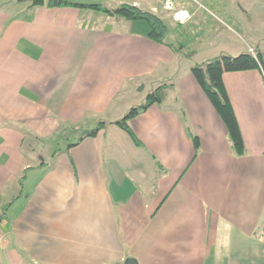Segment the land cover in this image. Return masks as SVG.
I'll use <instances>...</instances> for the list:
<instances>
[{
  "label": "crops",
  "instance_id": "0c3cea01",
  "mask_svg": "<svg viewBox=\"0 0 264 264\" xmlns=\"http://www.w3.org/2000/svg\"><path fill=\"white\" fill-rule=\"evenodd\" d=\"M108 1L166 25L172 13L177 27L196 14L179 0L173 10ZM250 1H210L241 52ZM201 26L194 42H210ZM149 31L91 9L0 0V264H264V69L223 75L239 155L191 67L179 68L183 51L169 44L183 32L158 43ZM163 83L164 101L130 120L139 146L113 123Z\"/></svg>",
  "mask_w": 264,
  "mask_h": 264
},
{
  "label": "trees",
  "instance_id": "16d2710c",
  "mask_svg": "<svg viewBox=\"0 0 264 264\" xmlns=\"http://www.w3.org/2000/svg\"><path fill=\"white\" fill-rule=\"evenodd\" d=\"M47 6L52 8L69 6L84 10L91 9L97 12H103L110 17L116 16L118 18H125L129 21H145L149 24L150 28L148 36L158 43H166V37L169 32L168 27L160 16H156L150 11H144L136 5L127 3H122V5L115 8H108L101 3H83L78 0H48ZM169 46L180 53L182 52V48H184V45L174 47L171 43ZM255 52L256 53H251L249 51L240 52L238 55L221 54L215 58L208 59L201 64H194L190 69L198 84L201 85L205 95L208 96L211 104L215 107L218 115L222 117L224 124L228 129L229 138L232 141L234 150L239 155L245 154V143L242 137L241 128H239L238 118L235 115L229 94H227L225 84L223 83V75L229 71L241 72L257 68L264 69V50L261 51L257 49ZM168 86L169 85L166 83L158 86L155 90L149 93L147 96L148 99L145 103L129 108L127 114L121 119L116 120L113 124L119 125L127 133H130L135 144H138L139 146L142 145L130 128V120L147 111L153 104H161V102L164 101L163 95ZM106 124L108 123L101 122L98 127L88 132L86 136L93 137L97 135L96 133ZM194 142L197 152L200 146L197 137L194 138Z\"/></svg>",
  "mask_w": 264,
  "mask_h": 264
},
{
  "label": "rangeland",
  "instance_id": "374dc122",
  "mask_svg": "<svg viewBox=\"0 0 264 264\" xmlns=\"http://www.w3.org/2000/svg\"><path fill=\"white\" fill-rule=\"evenodd\" d=\"M76 1V0H73ZM83 3H101L103 6L111 5L108 0H78ZM122 0H114L113 5L119 3ZM125 1V0H124ZM130 1V0H126ZM132 1V0H131ZM180 3L188 7L191 11L195 10L196 14L192 16L191 20H188V24H192L190 26H181L177 27V21L171 24L170 19H173L174 15L165 14L168 16L169 22H167L168 29L171 28L176 30L177 33L183 32V36L178 34L174 35V39L172 43L177 46L184 45L182 51L184 54L182 55V60L180 62L179 68H185L187 66H193L194 64H201L206 62V60L215 58L221 54H230V53H240V50H243V42L241 37L236 36L235 30H233V24H230L228 20V14H223L222 11L217 9L216 5L211 3L212 0H179ZM18 2V0H16ZM48 2V0H47ZM222 2V0H221ZM179 3V4H180ZM164 8L166 10H173L174 6L172 4V0H166ZM247 9L250 13H248V18L251 16L252 20L248 22L250 27H241V30L245 34V39L251 43V47L248 51L253 50L254 53L257 49L263 51L264 50V0H251L249 4H247ZM156 15V14H155ZM157 16V15H156ZM242 16L243 13H242ZM242 19V18H241ZM187 20H185L186 22ZM224 21V22H223ZM205 22V23H204ZM204 24L209 25L208 31H203V39L205 40L206 33H209L213 39L210 42H194L195 37L199 34L200 26H204ZM220 25L224 28L222 29L221 34H216L218 30L215 31V26ZM223 25V26H222ZM201 26V27H202ZM188 27V28H187ZM232 27V28H230ZM237 30V29H236ZM240 31V29H239ZM216 34V35H215ZM209 36V35H207ZM170 37H172L170 35ZM209 41V39H208ZM145 103V102H144Z\"/></svg>",
  "mask_w": 264,
  "mask_h": 264
},
{
  "label": "built area",
  "instance_id": "2783aa9c",
  "mask_svg": "<svg viewBox=\"0 0 264 264\" xmlns=\"http://www.w3.org/2000/svg\"><path fill=\"white\" fill-rule=\"evenodd\" d=\"M251 53H254L253 50L250 49ZM4 209L2 208L1 204H0V241H2L4 239V234L3 231L1 230L2 225L5 224V219H4Z\"/></svg>",
  "mask_w": 264,
  "mask_h": 264
},
{
  "label": "water",
  "instance_id": "95a60500",
  "mask_svg": "<svg viewBox=\"0 0 264 264\" xmlns=\"http://www.w3.org/2000/svg\"><path fill=\"white\" fill-rule=\"evenodd\" d=\"M22 1L31 2L32 6H41V5H44L45 2H46V0H22ZM130 264H136V262L135 261H131Z\"/></svg>",
  "mask_w": 264,
  "mask_h": 264
}]
</instances>
